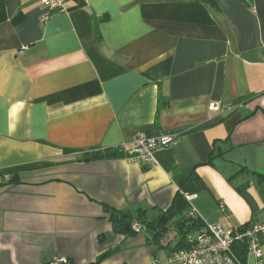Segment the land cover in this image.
Wrapping results in <instances>:
<instances>
[{
	"label": "crops",
	"instance_id": "obj_1",
	"mask_svg": "<svg viewBox=\"0 0 264 264\" xmlns=\"http://www.w3.org/2000/svg\"><path fill=\"white\" fill-rule=\"evenodd\" d=\"M215 2L216 11L193 0H66L52 13L38 0H4L0 264L60 254L182 264L171 257L184 248L177 223L158 240L152 228L178 190L175 172L200 177L187 200L203 225L264 218V0ZM137 132L180 134L152 165L80 160L129 148ZM103 203L132 216L144 209L150 225L116 232L118 213ZM260 248L264 263V234Z\"/></svg>",
	"mask_w": 264,
	"mask_h": 264
},
{
	"label": "built area",
	"instance_id": "obj_2",
	"mask_svg": "<svg viewBox=\"0 0 264 264\" xmlns=\"http://www.w3.org/2000/svg\"><path fill=\"white\" fill-rule=\"evenodd\" d=\"M38 1L53 13L62 11L66 0ZM241 105L242 103L230 104L225 106L224 109L231 110ZM208 108L212 111H219L222 107L217 102H210ZM179 134V132H165L157 136H149L143 132H137L129 148L123 144L119 145V148L123 151L122 157L124 159L152 165L155 163V149L169 146L178 138ZM131 228L135 232H140L144 229V226L138 219H133ZM263 234L264 218L235 229L225 228L219 222H205L197 234L187 236L188 245L183 249L174 251L171 257L182 264H239L233 246L236 240L245 239L248 252L254 259V264H264L260 248ZM40 264L79 263L67 255L60 254Z\"/></svg>",
	"mask_w": 264,
	"mask_h": 264
},
{
	"label": "trees",
	"instance_id": "obj_3",
	"mask_svg": "<svg viewBox=\"0 0 264 264\" xmlns=\"http://www.w3.org/2000/svg\"><path fill=\"white\" fill-rule=\"evenodd\" d=\"M204 3L211 11L218 10V6L215 0H193ZM5 19V11H4V0H0V22ZM18 17H15L14 20H18ZM235 103H242V101ZM234 103V104H235ZM123 151L119 148V146L114 148H104V149H92L90 151H86L80 157V160H100L111 157H122ZM213 158V154L210 156L209 160ZM17 175L10 176L7 179V182H15ZM174 181L178 186V190L176 191L172 203L170 207L165 210L158 221L152 226L156 229L155 233H153V238L157 239L163 237L167 232L170 226L174 225L173 223H177L174 227L178 230V234H180V240L177 244V248H185L187 244V233L190 229H201L203 227L202 221L199 219L195 213L190 211L187 196L189 194L197 192L200 188H202L203 183L200 180L198 174L192 172L188 175H182L179 173H174ZM103 208L106 211H109L111 214L117 212V218L113 219V226L116 232H131L137 233L131 228V222L133 219H138L139 222L145 227L149 226L150 223L146 222L142 219L143 214L145 212L144 209H139L138 214L136 216H132L125 211H116L113 207L108 206L107 204H102ZM191 221L189 225L187 223ZM234 251L236 256L238 257L239 264H249L250 254L247 248V242L245 239L236 240Z\"/></svg>",
	"mask_w": 264,
	"mask_h": 264
}]
</instances>
